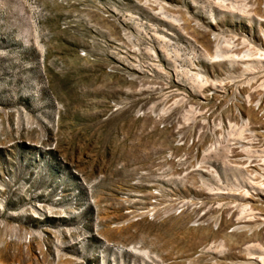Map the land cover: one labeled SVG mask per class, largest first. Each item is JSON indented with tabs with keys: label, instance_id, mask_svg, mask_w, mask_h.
<instances>
[{
	"label": "rangeland",
	"instance_id": "1",
	"mask_svg": "<svg viewBox=\"0 0 264 264\" xmlns=\"http://www.w3.org/2000/svg\"><path fill=\"white\" fill-rule=\"evenodd\" d=\"M0 264H264V0H0Z\"/></svg>",
	"mask_w": 264,
	"mask_h": 264
}]
</instances>
